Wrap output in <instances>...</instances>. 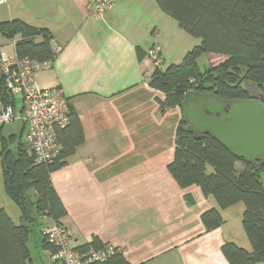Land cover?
Here are the masks:
<instances>
[{"label": "crops", "instance_id": "0c3cea01", "mask_svg": "<svg viewBox=\"0 0 264 264\" xmlns=\"http://www.w3.org/2000/svg\"><path fill=\"white\" fill-rule=\"evenodd\" d=\"M12 19L53 36L52 47L59 50L35 82L63 90L83 131L64 166L49 175L65 208L57 221L69 231L74 249L97 238L121 249L130 264H229L223 243L251 250L239 202L219 209L223 223L206 230L200 215L217 207L215 200L196 185L179 187L167 170L182 112L178 106L159 109L163 95L148 84L155 67L146 51L157 44L163 56L158 68L165 70L179 64L197 38L155 0H114L100 18L87 13L85 0H5L0 23ZM1 51L15 53L14 39L0 34ZM16 95L9 96L18 113ZM17 218L19 223V212ZM38 221L28 243L38 238L36 245L50 259L41 230L54 220ZM31 258L35 264L32 253Z\"/></svg>", "mask_w": 264, "mask_h": 264}, {"label": "trees", "instance_id": "16d2710c", "mask_svg": "<svg viewBox=\"0 0 264 264\" xmlns=\"http://www.w3.org/2000/svg\"><path fill=\"white\" fill-rule=\"evenodd\" d=\"M158 7L173 17L181 29L199 43L177 65L165 70L155 67L148 84L162 93L159 109L180 107L186 91L214 92L220 98H245L242 84L255 83L264 93V0H155ZM0 34L14 39L18 56L39 60L53 55V36L45 28H36L19 19L0 23ZM206 55L210 64L201 68L198 58ZM0 101L13 107L0 81ZM61 151L50 163H34L26 155L20 139L16 155L2 157L3 185L7 196L19 210L14 223L0 208V264H33L27 245L39 218L57 220L65 208L51 186L49 175L64 166L67 157L83 140L77 115L70 111L67 124L57 131ZM174 152L167 170L177 185H196L204 196H212L217 207L200 215L206 230L223 223L219 209L242 203L241 224L249 241L248 251L225 242L221 252L229 264H264V165L256 167L231 153L209 134L196 138L187 129L182 114L174 139ZM3 155L7 146L1 140ZM187 202L192 200L186 196ZM43 229V228H42ZM42 232V230H41ZM43 236V235H42ZM43 247L51 250L44 236ZM104 244L97 238L75 248L83 252ZM117 248V247H116ZM90 264H130L117 251L104 261Z\"/></svg>", "mask_w": 264, "mask_h": 264}, {"label": "built area", "instance_id": "2783aa9c", "mask_svg": "<svg viewBox=\"0 0 264 264\" xmlns=\"http://www.w3.org/2000/svg\"><path fill=\"white\" fill-rule=\"evenodd\" d=\"M5 0H0V4ZM87 13L96 18L113 6L114 0H85ZM59 47L54 48L51 58L39 60L16 53L0 52V81L5 91L13 98L21 96V109L16 113L12 105L0 107V129L14 120L23 123V137L26 143V155L34 163H50L61 151L57 131L63 128L69 119V104L59 86L40 88L35 77L40 71L52 67ZM154 67L163 63V56L157 44L146 51ZM42 234L51 246L50 259L60 264H90L104 261L114 254L117 248L104 244L99 248L76 251L71 245L70 233L61 224L53 222L42 229Z\"/></svg>", "mask_w": 264, "mask_h": 264}, {"label": "water", "instance_id": "95a60500", "mask_svg": "<svg viewBox=\"0 0 264 264\" xmlns=\"http://www.w3.org/2000/svg\"><path fill=\"white\" fill-rule=\"evenodd\" d=\"M249 98H220L214 92L186 91L180 109L186 129L196 138L211 135L231 153L251 165H264V93L252 82L243 83ZM23 131L20 120L2 127L6 153L16 155ZM12 136L13 141L9 140Z\"/></svg>", "mask_w": 264, "mask_h": 264}, {"label": "rangeland", "instance_id": "374dc122", "mask_svg": "<svg viewBox=\"0 0 264 264\" xmlns=\"http://www.w3.org/2000/svg\"><path fill=\"white\" fill-rule=\"evenodd\" d=\"M199 64L200 67L203 69L205 67H207L210 64V60L206 55H202L199 58ZM16 103L17 105L20 103V94L16 95ZM21 141L24 142L23 136L21 137ZM1 144V143H0ZM1 148V146H0ZM3 164H2V155L0 152V206H4L6 208V211H8L9 215H11V218L13 219L14 223H18V218H17V214H18V209L15 206V204L11 201V199L5 194L4 190H3ZM264 175L262 174V177ZM239 207L243 208L242 203L239 202ZM13 208V209H11ZM235 208V207H234ZM233 213H230L231 215H235L236 210L237 209H233ZM36 236L38 237V231L36 229L35 232ZM33 242L28 243V247L31 250L32 255L35 258V264H60L58 261H51L49 259V257L46 254H42V250L41 247L39 245H36V243H39L38 238L35 240H31ZM36 242V243H35Z\"/></svg>", "mask_w": 264, "mask_h": 264}, {"label": "flooded vegetation", "instance_id": "af4514ba", "mask_svg": "<svg viewBox=\"0 0 264 264\" xmlns=\"http://www.w3.org/2000/svg\"><path fill=\"white\" fill-rule=\"evenodd\" d=\"M245 83V82H244ZM245 89V88H244ZM248 93V92H247ZM245 98H249V95H248V97H245Z\"/></svg>", "mask_w": 264, "mask_h": 264}]
</instances>
